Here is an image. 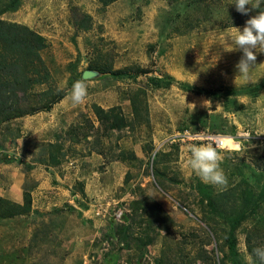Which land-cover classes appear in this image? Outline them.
Wrapping results in <instances>:
<instances>
[{
    "label": "rangeland",
    "instance_id": "1",
    "mask_svg": "<svg viewBox=\"0 0 264 264\" xmlns=\"http://www.w3.org/2000/svg\"><path fill=\"white\" fill-rule=\"evenodd\" d=\"M11 1L0 0V20L44 38L52 87L94 76L82 78L80 104L69 89L47 111L0 120V264H257L247 246L264 249V52L245 82L235 69L243 52L229 38L245 26L231 25L264 9L246 5L242 15L233 0ZM85 15L89 29H78ZM129 68L141 72L110 74ZM46 88L20 111L38 107ZM93 105L119 107L127 127L97 141ZM217 136L234 138L218 149L226 188L186 167L187 145ZM58 180L68 197L42 214L38 193L56 196Z\"/></svg>",
    "mask_w": 264,
    "mask_h": 264
},
{
    "label": "trees",
    "instance_id": "2",
    "mask_svg": "<svg viewBox=\"0 0 264 264\" xmlns=\"http://www.w3.org/2000/svg\"><path fill=\"white\" fill-rule=\"evenodd\" d=\"M96 1L102 7H107L117 0ZM17 2L18 0H12L10 7L15 6ZM262 9H264V5ZM8 10L9 8L6 11ZM90 20V17L85 15L82 23L77 24L78 29L88 30ZM244 24L240 22L231 26H241ZM192 28L190 27V29ZM46 47L47 44L44 38L28 27L0 20V120L2 122L49 110L66 97L67 92L69 89H72L75 82L82 81V77L79 76L76 80L74 79V82L69 83L68 87L64 90H58L52 87L49 84L51 78L50 73L40 55V52ZM137 72L141 71L133 73V68H129L124 71L110 72V74L116 78L122 76L131 78L137 75ZM44 85L47 88L37 94L38 107H30L31 109L29 111L21 112L20 106L23 102H28L30 92H33L36 87ZM132 103L134 109L137 110L135 108L136 99H133ZM92 111L98 124L95 132V139L97 141L101 137H108L111 133L120 132L127 127V120L119 107H112L105 110L100 106L93 105ZM85 138H88V136ZM31 202V196L24 193L23 205H31ZM17 208L20 207L17 206ZM229 224L232 232L235 225L232 221ZM249 239L250 237H248ZM255 249L257 247L251 241H248V253L257 264H264V260L256 255ZM230 251H233V247H230Z\"/></svg>",
    "mask_w": 264,
    "mask_h": 264
},
{
    "label": "clouds",
    "instance_id": "3",
    "mask_svg": "<svg viewBox=\"0 0 264 264\" xmlns=\"http://www.w3.org/2000/svg\"><path fill=\"white\" fill-rule=\"evenodd\" d=\"M233 4L238 13L247 15L250 5L251 9H262L264 0H233ZM231 41V51L240 49L243 57L235 65L238 76L243 81L249 80L250 70L256 61V53L264 52V10H260L257 15L245 22L243 29L232 27V34L229 38ZM87 95V89L83 82L77 81L71 89L70 99L74 105L84 101ZM194 107V105H192ZM232 137L217 136L214 143H191L187 145L190 153L187 159L186 167L191 173L198 176L206 184L226 188L228 179L220 167L223 159L221 151L218 149L233 143ZM74 201L77 196L73 195ZM256 255L264 260V249L257 248L254 250ZM251 258V257H250Z\"/></svg>",
    "mask_w": 264,
    "mask_h": 264
},
{
    "label": "crops",
    "instance_id": "4",
    "mask_svg": "<svg viewBox=\"0 0 264 264\" xmlns=\"http://www.w3.org/2000/svg\"><path fill=\"white\" fill-rule=\"evenodd\" d=\"M47 180V182H45V183H47L46 184V186H47V188H48V186H51V183H52V180H48V179H46ZM52 184H54V183H52ZM37 185V189H39V188H41V187H39V184H36ZM66 186H68V185H63L62 183H61V180H58V183H57V186H56V188L59 190V193L56 195V196H52V194H49V195H51V196H43V194H44V192H39L38 193V200L39 201H43V205L41 206V212H42V214H44V213H46L47 212V210H53L54 208L56 209V204L54 203L55 201H60V202H62L64 199H65V197H68V195L65 193V190H64V188L66 187ZM53 187V186H52ZM49 189V188H48ZM74 195V194H73ZM23 202V201H22ZM21 202V203H22ZM68 203H70V204H74V201L73 200H71V201H67ZM21 203H20V205H21ZM63 204V203H62ZM56 205V206H55ZM62 206V205H61ZM75 208V207H74ZM81 212V214L83 213H85L86 214V212H82V211H80ZM81 216V215H80Z\"/></svg>",
    "mask_w": 264,
    "mask_h": 264
},
{
    "label": "water",
    "instance_id": "5",
    "mask_svg": "<svg viewBox=\"0 0 264 264\" xmlns=\"http://www.w3.org/2000/svg\"><path fill=\"white\" fill-rule=\"evenodd\" d=\"M94 76L92 73L90 72H85L83 73V79H89L90 77Z\"/></svg>",
    "mask_w": 264,
    "mask_h": 264
},
{
    "label": "built area",
    "instance_id": "6",
    "mask_svg": "<svg viewBox=\"0 0 264 264\" xmlns=\"http://www.w3.org/2000/svg\"><path fill=\"white\" fill-rule=\"evenodd\" d=\"M99 209H100V211H99ZM98 210H97V212H96V216H99V215H101V213H102V209L101 208H99Z\"/></svg>",
    "mask_w": 264,
    "mask_h": 264
},
{
    "label": "bare ground",
    "instance_id": "7",
    "mask_svg": "<svg viewBox=\"0 0 264 264\" xmlns=\"http://www.w3.org/2000/svg\"><path fill=\"white\" fill-rule=\"evenodd\" d=\"M229 146H232V145H229Z\"/></svg>",
    "mask_w": 264,
    "mask_h": 264
}]
</instances>
